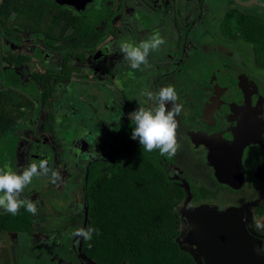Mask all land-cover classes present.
Masks as SVG:
<instances>
[{
    "label": "flooded vegetation",
    "instance_id": "1",
    "mask_svg": "<svg viewBox=\"0 0 264 264\" xmlns=\"http://www.w3.org/2000/svg\"><path fill=\"white\" fill-rule=\"evenodd\" d=\"M95 1L92 0L88 4L93 6ZM120 1L121 5L122 3L131 5L134 2V0ZM212 2L209 6L207 0H140L141 5L135 7L132 14L135 24L132 22L131 27L134 29L115 24L113 19L117 12L114 13L109 5L110 13L113 15H106L98 24V29L105 28L103 32L105 36L95 49L83 44L71 45V41L68 39H56L54 45L49 46L45 42L47 35L45 31H39L38 34L33 30L25 29L24 25L18 24L17 26L15 24L12 26L15 33L11 36L0 26V89L5 88L8 91L19 93L31 102V105L27 103L28 105L22 106L25 114L19 123V132L15 136L16 142L10 138V146L12 141V145L15 143V147L13 152L11 147L8 150L9 153L11 152V157H7V161L4 163L6 164L5 168L18 171L13 163L18 138L22 137L23 123L24 125L35 123L34 119L31 120L32 122L23 120L36 106L47 110L46 119L42 122V130L48 138L53 140H55L53 135L44 128L45 122L48 120V112L53 113L52 122L55 128L62 114L75 121L74 126L79 132V136L69 147L72 156L73 147L81 137L82 132L77 128V119L74 116L59 111L56 115L59 120H55V113L49 108L50 100L54 95L52 94L48 105L43 103L38 96V90L34 88L35 84L39 89L42 88L36 75H51L50 81L54 85L53 92L61 84L68 82L80 86H76L77 92L79 88L90 91L93 90L94 84L88 88V83H75L73 80L79 79L82 82L92 79L100 80L102 72H104L105 81L114 85V82L110 81L112 78L110 69L116 67L115 62L124 63L123 66L120 65L121 68L116 73L118 80L116 83L121 86L118 91L120 97L105 89L108 97L105 110L108 111V114H104L107 116V120L113 122V127L111 131L104 127L100 138L95 139L93 144L87 147L88 152L100 149L106 154L103 148L106 142H110L114 151L111 155L107 156L106 154L103 157L109 161L120 154L121 160L127 163L131 158V149L135 144L139 145L138 140L131 138L135 125L129 119V113L139 107L154 108V104H150L141 95L144 89L158 93L161 87L171 85L177 92V102L182 105V111L176 117L178 125L176 136L180 148L174 156L170 158L163 156L162 159L169 181L184 192V197L176 209L181 222L178 240L182 237V233L187 231V220L182 215L183 211L206 205L217 207L221 211L232 207H245V220L250 232L264 239L262 229L255 228L260 217H262L261 222L264 223V213H258V206L264 202V81L258 77L264 73L256 67V64L252 63L247 55L246 64L240 67L234 61L231 62L227 57L213 53V49L210 50L205 46L209 40V38H205L209 34L210 28L208 29V27L214 28L216 25L217 28V26L223 25L224 27L226 25L223 36L228 39L231 37L236 39L239 36L241 42L249 45L252 57L259 61L258 63H263L259 59V54L261 56L264 54L256 50L254 38L251 37L249 30L255 29L257 24L264 26V0H214ZM2 3L3 0L0 1V4ZM88 4L83 9H77L68 4L59 5H65L64 8L68 11H70L69 8H72L77 14L70 12L73 15H79V11L85 10ZM101 9L95 8V10ZM231 16L234 17L233 20L236 21V24L229 27L226 21ZM12 19H14V15H11L10 20ZM204 19H208L209 23H204ZM108 24L110 28L107 27ZM208 24L210 25L208 26ZM243 29L251 38L243 34ZM155 33H159L168 42L166 43L167 51H162L164 47L162 45L158 51L151 52L148 57L149 67L144 68L142 65L143 70L131 69L123 58L119 59L122 57L119 50L121 42L126 41L137 45L141 41L150 39ZM66 52L70 53L67 60ZM52 54L55 57L51 59L53 62H50L48 60ZM4 55L9 60L4 59ZM101 57L105 59L99 63ZM202 58L204 64L200 65ZM98 64L102 66L101 69L97 66ZM189 64L192 67H189ZM30 66L34 68L30 72L31 80L23 82L19 70L25 74ZM41 66L44 67V71H41ZM205 69H213L214 72L217 70L218 75H214L210 81L206 82L201 78ZM89 96L94 97L93 94ZM168 106L171 107L170 104ZM13 131L16 129L11 127L9 132ZM56 137L57 140H60L58 147H51L46 141H41V144L33 147L25 167L30 163H39L40 160L52 153L53 156L56 155V163L60 164L58 152L62 147V139L58 135ZM213 153H219L216 161ZM204 163L206 169L202 165ZM74 166H76L75 163ZM65 168L68 171L67 166ZM67 177H69V173H67ZM197 183L200 184V187H196ZM36 184L33 182L28 191L31 195L35 192L39 193V191H32ZM187 186L192 195V199L188 203L185 202ZM52 199L56 200L55 197ZM71 204L72 207L75 206L74 203ZM75 204L78 205V202ZM55 209L58 212L61 211L56 207ZM69 209V217H60L66 220L65 223L74 214L80 213H76L70 207ZM251 214L254 218H251ZM63 220L61 221L64 222ZM84 225L81 229H86ZM52 233L54 234L51 237H57L59 233L65 235L64 237L72 235L69 243L71 249L69 250L68 247L67 251V253L70 252L67 254V258L73 260L71 264H89L90 261L86 260L79 250L78 243L81 236L76 235V232L69 234L66 228ZM61 238L63 237L61 236ZM41 247H44V251H53V256L54 250L57 249L42 245ZM189 249L192 254L193 249L190 247Z\"/></svg>",
    "mask_w": 264,
    "mask_h": 264
},
{
    "label": "trees",
    "instance_id": "2",
    "mask_svg": "<svg viewBox=\"0 0 264 264\" xmlns=\"http://www.w3.org/2000/svg\"><path fill=\"white\" fill-rule=\"evenodd\" d=\"M64 6L53 0H3L0 4V26L11 36L15 33L12 29L15 24L24 25L25 29L38 34L39 31H45V42L49 46H53L56 39H68L71 45L83 44L95 49L105 36V28L98 29L97 26L106 15H113L110 13L111 7L107 5L101 10H95L88 5L85 10L79 11V15H73ZM11 15H14L12 20ZM256 26L249 31L254 38L256 50L264 54V26ZM107 27L110 28L109 24ZM244 29L243 34L249 37ZM69 54L65 53L66 60ZM5 56L4 59L9 60ZM259 59L264 62V56L259 54ZM50 76L36 75L42 88L34 85L38 96L46 105L53 94L54 85ZM27 103L31 105L30 100L19 93L0 89V169L5 168L7 157H11V152H8L10 147L12 152L14 150L15 143L12 145L11 141L10 146L9 141L10 138L15 142L17 140L15 136L25 114L22 106L28 105ZM47 116L44 128L55 140L56 135L61 137L59 163L66 164L69 177L60 190L52 192H45L47 179L33 178L31 185L35 182L37 186L34 185L32 191H39L33 195L43 193V197L39 196L43 204L45 196L52 197L57 192L61 193L65 202H78L80 198L83 210L74 214L67 223L56 213L45 214L44 209L38 215H32L21 208L15 216L0 210V264H13L9 234L26 239L31 245L27 247L28 259L37 261L39 254L44 252V247L37 245L36 249L32 245L34 221L48 228L51 226L49 231L48 228H43L45 232L66 228L69 234H73L84 224L86 229H95L91 240L82 237L77 242L81 255L94 264H198L196 257L182 250L178 244L181 222L176 209L184 192L169 181L163 156L158 150L147 152L140 144H135L127 163L117 154L109 161L103 157L91 162L85 169H80L74 166V157L69 148L79 136L74 126L75 121L62 114L55 128L53 113L48 112ZM11 127L16 131L9 132ZM76 193H79L77 198ZM51 202L58 210L64 209L56 200L52 199ZM258 210L259 214L264 213V202L258 206ZM86 211L88 218L85 223ZM21 262L23 263V259ZM63 263L62 259L52 255V264Z\"/></svg>",
    "mask_w": 264,
    "mask_h": 264
},
{
    "label": "rangeland",
    "instance_id": "3",
    "mask_svg": "<svg viewBox=\"0 0 264 264\" xmlns=\"http://www.w3.org/2000/svg\"><path fill=\"white\" fill-rule=\"evenodd\" d=\"M135 1L136 0H134L133 3L130 2L131 5H128V3H124V4L122 3L121 5L120 0H96L93 3V7L95 8L99 7V9H101L104 8V6L106 5H111L113 12L114 13L117 12V14H115V17L113 19V22L119 25L120 27L125 26L128 27L129 29H134V27L133 28L131 27L133 25V24L131 25L132 22H134L135 24V18L132 16L133 10L135 7L141 5L140 0L138 2ZM207 1L209 2V6H210L211 4L210 2L214 0H207ZM103 3L105 4L101 6ZM120 6L121 8H119ZM252 6L254 7L255 5ZM69 10L72 13L77 14V12L74 11L72 8H69ZM227 19L226 22H228L229 27L236 24V21L233 20L234 19L233 16ZM217 20L218 18L216 19V21ZM203 21L204 23H209L208 19H204ZM209 25L210 24H208V26ZM224 27L223 25L220 27L217 26V28L216 25L214 28L211 26L208 27V29L210 28L208 31L209 34L205 38H209V40L205 46H207V48L210 50L213 49L214 50L213 53H216L219 56L220 55L225 56L231 62L234 61L236 65H239L240 67L246 64L247 62L246 55H247L252 60V63L256 64V67L260 68L264 73V62L258 63L259 61H256L255 58L252 57L251 54L252 50L250 49L249 45L241 42L240 41L241 38L239 36L236 39L232 38L230 34L229 35L231 39H228V37L223 36L225 33ZM166 43L168 42L166 41ZM166 43L164 44L162 51H167ZM54 57H55L54 54L50 55V59L48 58L49 59L48 61L53 62L51 61V59H53ZM103 59L105 58L102 57L99 58V63L101 61H104ZM119 59L121 60L122 57H119ZM203 64L204 63L202 58L200 65ZM120 65L123 66L124 63L119 64L118 62H115L116 67L110 69L112 71V78H110V81H113L114 85L111 84L109 81L108 82L105 81L104 72H102V78H100V80L92 79L90 81H83V82L82 80L79 79L73 80L75 83H82V84L88 83L89 84L88 88L91 87L90 85L94 84L95 86L93 90L86 91L85 89L82 90L81 88H79L77 92L76 86L79 85L78 84L73 85L72 83L68 82L65 84H61V86L55 89V91L53 92L54 97H52L50 100L51 101V104L49 106L50 111H53L55 113L54 116H56L59 113V111L74 116L77 119V128L79 131L82 132L81 137L78 139V141L75 143V146L73 147L74 162L76 166L80 169H85V167L89 163L93 162V160L94 161L98 160L106 154L107 156L111 155L114 151V149L112 148L113 145L110 142L109 143L106 142V144L104 145L103 150L105 151L106 154H104L103 151L101 152L100 149H96L92 151L89 150L88 152L87 147L93 144L95 139L100 138V134L102 133L101 131H104V127H107V129L110 131L113 127V122L107 120V116L105 115L108 114V111L105 110L106 109L105 104L108 99L106 93L107 91L105 89H108L111 94L120 97V93L118 91L121 86L120 84L116 83V81L118 82V80L116 79V73L117 70L121 68ZM97 66L99 67V69L102 68V66L99 64ZM41 67H42L41 71H44V67L43 66ZM189 67H192V65L189 64ZM33 70L34 68L32 66L29 67L28 71H25L27 72L25 74H22L21 70H19V73L22 75L20 76L22 77L23 82L31 80L30 72H32ZM214 75H218L217 70L214 72L213 69H205L201 78L202 80H205L207 82L210 81ZM258 78H261L264 81V74L260 75V77ZM82 86L84 87V85ZM91 94L94 95L93 98L89 96ZM168 107L170 108V106ZM46 111H47L46 109H42L40 106H36L35 108H33V110L32 109L30 110L28 116L23 120V121L32 122L31 120L34 119L35 123L28 125H24L23 123L22 137L18 138L17 146L15 149V158L13 160V163L18 168L17 173H20L24 170L25 163L30 155V152L32 151L33 147H37L39 144H41V141H46V143L49 144L51 147L52 146L58 147L60 145V140H53L52 138H48L45 135L46 133L42 130V122L46 119ZM55 120L56 121L59 120V117L56 116ZM44 160H47L49 162V166L55 170H58L60 173V179L56 183H52L49 180V178L46 177L47 178L46 181H48L45 184L46 189H48L47 191L52 192L53 190H60V187L64 185V181H66V177H67V171L65 168L66 165L57 164L56 155L53 156V153L50 155L48 154ZM202 165L206 169L205 163ZM31 187H32L31 184L28 185L25 188L22 196L32 201L38 202V212L36 215H38L44 209L43 212H45V214L56 213L59 217H63V216L69 217L70 216L69 207L72 208L73 211L75 210L76 213L81 212L83 210V205H82V201L80 202L81 200L80 198H78V205H76L74 202L75 206L72 207L70 201L67 200L68 202L65 203V201L62 199L63 197L61 196V193L57 192L54 195V197L56 198L57 201H59L58 204L60 205V207L64 208L63 210L58 212L55 209V206L51 202L52 198L54 197L45 196L43 198L45 204H43L41 202L42 198L39 197V196L43 197V193L40 195H31L30 193H28ZM196 187H200V184L197 183ZM185 189L187 191L185 202L188 203L192 199L191 190L188 188V186ZM78 194L79 193L75 194V198H77ZM251 218H254V216L252 215ZM261 220L262 217H260L259 221L261 222ZM43 228L47 229L48 227L43 226L41 225V223H37L36 221H34L33 233L31 235L33 237L32 245H34V247H36L37 245L40 246L42 245V246H49V248H57L56 250H54L55 256H57L59 259H62V261L64 262L63 264H68V262L71 263V261L73 260L65 259V258H67V254H68L67 251L72 235H68L64 237L65 235L64 236L62 235L64 234V232H62V234L59 233L57 237H51L52 234H54L52 232H48L51 229V226L48 228L47 232L43 231ZM184 233L185 231L182 233V235H184ZM61 236L63 238H61ZM9 237L11 240L10 251H11V259L13 264H37V262L38 264H52L53 251L45 250L44 252L40 253L37 261L35 262L31 259H28L27 247L31 245L30 243L27 242L26 239L18 238L14 234H9ZM182 249L186 252L191 253L189 247L183 246ZM22 259H23V263L21 262ZM88 263L94 264L91 262Z\"/></svg>",
    "mask_w": 264,
    "mask_h": 264
},
{
    "label": "clouds",
    "instance_id": "4",
    "mask_svg": "<svg viewBox=\"0 0 264 264\" xmlns=\"http://www.w3.org/2000/svg\"><path fill=\"white\" fill-rule=\"evenodd\" d=\"M166 40L155 33L150 39L141 41L134 45L129 42H121L119 50L123 60L131 69L143 70L149 67L148 57L153 51H158ZM142 96L153 107H139L129 113V119L135 125L131 133L133 140H138L144 151H159L160 155L172 157L180 148L177 142L176 117L182 111V105L179 104L178 95L175 88L171 85L161 87L159 92H153L144 89ZM171 105L169 108L168 105ZM48 177L52 183L60 179V173L49 166L47 160H40L39 163H30L20 173L12 171L10 168L0 169V210L13 216L24 208L32 215L38 212V202L32 201L22 196L25 188L30 185L33 178ZM256 229H264V223L257 221ZM95 229H78L75 233L85 240L92 239V233ZM257 254L264 253V247L256 249Z\"/></svg>",
    "mask_w": 264,
    "mask_h": 264
},
{
    "label": "water",
    "instance_id": "5",
    "mask_svg": "<svg viewBox=\"0 0 264 264\" xmlns=\"http://www.w3.org/2000/svg\"><path fill=\"white\" fill-rule=\"evenodd\" d=\"M55 1L83 9L92 0ZM213 154L216 161L219 153ZM182 215L187 220V231L178 244L181 249L183 246L192 248L198 264H264V253L256 252L264 247V239L250 232L245 207L221 211L206 205L186 209ZM87 218L86 211L85 223Z\"/></svg>",
    "mask_w": 264,
    "mask_h": 264
},
{
    "label": "built area",
    "instance_id": "6",
    "mask_svg": "<svg viewBox=\"0 0 264 264\" xmlns=\"http://www.w3.org/2000/svg\"><path fill=\"white\" fill-rule=\"evenodd\" d=\"M1 1V0H0Z\"/></svg>",
    "mask_w": 264,
    "mask_h": 264
}]
</instances>
